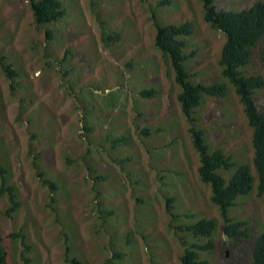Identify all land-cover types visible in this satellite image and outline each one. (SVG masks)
I'll return each mask as SVG.
<instances>
[{"label": "rangeland", "instance_id": "1", "mask_svg": "<svg viewBox=\"0 0 264 264\" xmlns=\"http://www.w3.org/2000/svg\"><path fill=\"white\" fill-rule=\"evenodd\" d=\"M29 1L0 0V63L17 72L8 77L0 66V161L18 203L10 211L0 194L8 263L21 264V242L10 235L21 230L32 264H64L67 252L85 264H182L175 227L201 217L216 223L202 257L247 260L251 244L224 234L210 186L198 176L180 87L154 44L153 13L162 24L191 21L184 39L192 81L226 84L224 96H203L197 126L211 150L248 163L256 183L251 127L218 65L225 37L204 21L201 1L62 0L66 14L46 25L35 23ZM254 1L215 3L240 10ZM110 33L118 38L107 40ZM243 72H261L255 57ZM254 97L264 108V88ZM229 214L264 230L255 189ZM183 235L187 246L207 241Z\"/></svg>", "mask_w": 264, "mask_h": 264}, {"label": "trees", "instance_id": "2", "mask_svg": "<svg viewBox=\"0 0 264 264\" xmlns=\"http://www.w3.org/2000/svg\"><path fill=\"white\" fill-rule=\"evenodd\" d=\"M161 0L157 4L164 3ZM203 19L209 26L224 34L218 65L223 78L233 87L242 104L243 112L251 127V144L253 147L252 165L255 170L256 183L251 167L248 163H238L232 154L225 153L221 148L210 149L205 141V136L197 126L194 116L195 109L200 105L204 95L224 96L226 84L224 82L203 83L193 82L188 73L185 61L187 47L185 37L192 33V23L189 20L180 23H160L153 13L155 27L154 44L162 56L170 64L174 80L179 85L180 91L177 99L181 111L185 116L189 128L191 142L199 156L197 168L200 180L210 186V199L217 206L222 219V231L228 239L236 244L245 241L251 244L249 256L238 259L229 264H264V230H254L243 219L233 218L230 214L239 197L249 194L255 189L256 195L264 200V108L258 107L255 92L264 88V1L256 0L248 7L240 10L222 9L216 6V0H200ZM30 8L36 24L46 25L57 22L66 14L62 0H30ZM46 33L51 37V31L46 28ZM118 34H107L106 39H116ZM256 58L260 66V73L246 74L243 69ZM1 68L8 77L16 75V71L8 64L0 63ZM141 95H151L152 89H142ZM87 111L86 108H84ZM83 128H87L86 124ZM143 132L146 134L147 129ZM116 138L117 141L123 140ZM51 188L55 187L52 180L44 179ZM5 194L10 203L9 210L15 211L18 203L15 199V189L8 181L7 169L0 161V194ZM110 213V211H109ZM216 223L213 218L201 217L185 224H178L176 232L179 242L183 245L180 254L182 264H214L202 257V252L213 247L211 241ZM183 233L191 239L206 238L204 243L192 242L185 244ZM11 237L19 238L22 246L20 250L21 264H32L28 255L29 245L21 230L12 232ZM0 264H9L7 251L0 241ZM64 264H85L77 256L67 252Z\"/></svg>", "mask_w": 264, "mask_h": 264}]
</instances>
